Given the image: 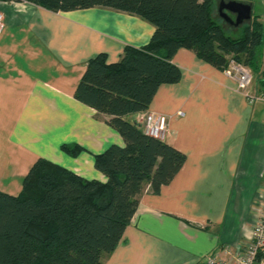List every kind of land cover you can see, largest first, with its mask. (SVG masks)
I'll list each match as a JSON object with an SVG mask.
<instances>
[{
	"label": "crops",
	"instance_id": "obj_1",
	"mask_svg": "<svg viewBox=\"0 0 264 264\" xmlns=\"http://www.w3.org/2000/svg\"><path fill=\"white\" fill-rule=\"evenodd\" d=\"M0 12V192L17 195L39 159L105 182L93 156L124 141L74 91L88 60L104 53L108 63L117 62L125 47L148 44L153 27L106 8L52 13L0 2ZM171 61L179 81L160 85L144 113L167 117L165 142L185 155V163L159 194L144 186L119 245L103 264H201L205 255L251 236V210L264 186V103L250 104L232 80L193 51L179 49ZM263 86L254 74L249 93ZM144 113L126 119L139 123ZM63 145L83 151L73 157Z\"/></svg>",
	"mask_w": 264,
	"mask_h": 264
},
{
	"label": "trees",
	"instance_id": "obj_2",
	"mask_svg": "<svg viewBox=\"0 0 264 264\" xmlns=\"http://www.w3.org/2000/svg\"><path fill=\"white\" fill-rule=\"evenodd\" d=\"M0 2L29 3L52 13L106 8L153 27L148 44L125 47L117 62L108 63L104 53L88 60L74 91L73 97L106 116L107 125L124 141L122 147L111 145L93 156L95 171L106 181L86 180L39 159L18 195L0 192V264H103L102 257L119 245L144 186L159 194L186 160L126 116L146 112L160 85L179 81L180 70L171 61L179 49L193 51L222 72L234 59L261 74L264 23L252 15L232 37L225 23L213 17L216 0ZM61 149L73 157L83 151L78 146Z\"/></svg>",
	"mask_w": 264,
	"mask_h": 264
},
{
	"label": "built area",
	"instance_id": "obj_3",
	"mask_svg": "<svg viewBox=\"0 0 264 264\" xmlns=\"http://www.w3.org/2000/svg\"><path fill=\"white\" fill-rule=\"evenodd\" d=\"M4 26V17L0 12V33ZM222 73L235 83L236 91L246 96L250 104L264 103V86L258 93H253V95L249 93L253 85L254 74L248 66L229 59L228 65ZM260 78L264 83V65ZM138 124L145 135L167 141L166 116L147 112L143 114ZM262 189V197L255 202L251 210L253 220L250 238L242 241L237 247L223 245L214 252L205 255L201 264H264V186Z\"/></svg>",
	"mask_w": 264,
	"mask_h": 264
},
{
	"label": "water",
	"instance_id": "obj_4",
	"mask_svg": "<svg viewBox=\"0 0 264 264\" xmlns=\"http://www.w3.org/2000/svg\"><path fill=\"white\" fill-rule=\"evenodd\" d=\"M219 16L229 25L238 27L252 18V6L235 0H219Z\"/></svg>",
	"mask_w": 264,
	"mask_h": 264
},
{
	"label": "rangeland",
	"instance_id": "obj_5",
	"mask_svg": "<svg viewBox=\"0 0 264 264\" xmlns=\"http://www.w3.org/2000/svg\"><path fill=\"white\" fill-rule=\"evenodd\" d=\"M225 1H228V0H225ZM235 1H238V2H246V3H250L251 4V6H252V15L253 16H258L259 17V20L261 21V22H263L264 23V0H235ZM218 7H219V0H216V2H215V8H214V13H213V17L215 18V19H217V21H221V22H224L223 20H222V18L219 16V12H218ZM251 15V16H252ZM249 22H251V20L250 21H248V22H245L244 24H242V25H240V26H238V27H234V26H232V25H228L226 22H224L223 24H224V28H225V30H226V33H228L230 36H232V37H237L238 35H239V33H240V30L246 25V24H248ZM23 180V179H22ZM21 180V181H22ZM2 184L3 183H0V188L1 189H4L3 187H2ZM12 184H14V181L12 180ZM16 184H18L19 186H20V188H21V185H20V181H17L16 182ZM12 188H13V186H12ZM18 187H16V189H17ZM7 189V188H6ZM19 189V188H18ZM17 191V190H16ZM20 191V190H19ZM15 193H17V195L19 194V192H14V194ZM15 196V195H14Z\"/></svg>",
	"mask_w": 264,
	"mask_h": 264
}]
</instances>
